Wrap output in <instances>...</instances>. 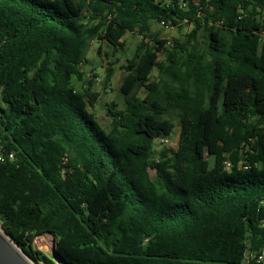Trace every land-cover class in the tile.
Returning <instances> with one entry per match:
<instances>
[{"label": "trees", "instance_id": "16d2710c", "mask_svg": "<svg viewBox=\"0 0 264 264\" xmlns=\"http://www.w3.org/2000/svg\"><path fill=\"white\" fill-rule=\"evenodd\" d=\"M154 24L190 29L171 42ZM128 33L141 40L105 129L87 52ZM0 141L16 154L2 227L37 264H260L264 0H0ZM52 233L55 258L34 245Z\"/></svg>", "mask_w": 264, "mask_h": 264}, {"label": "rangeland", "instance_id": "374dc122", "mask_svg": "<svg viewBox=\"0 0 264 264\" xmlns=\"http://www.w3.org/2000/svg\"><path fill=\"white\" fill-rule=\"evenodd\" d=\"M154 31L160 32V38H168L173 42L176 38H182L184 34L189 31L190 27L183 26L180 27H163L159 24L153 25ZM199 43L202 48H206V40L203 37L202 32L199 35ZM141 37L136 33H128L125 36V48L124 50L115 51L110 47L106 41L93 40L90 43L87 56L88 63L84 66V69L88 71L90 75L96 73V81L92 87V92L97 95V100L94 105H90V110L96 114L97 119L103 128L108 129L110 125V118L107 115V108L109 104L113 106V110L123 109L124 100L119 91L120 83L124 75V70L122 65L127 64V62L133 57L136 47L140 42ZM154 43V42H153ZM166 54L164 52L159 53V59H164ZM113 65L111 63L115 62ZM109 66H113L115 69L114 75L109 83L106 82V72ZM94 70V71H91ZM158 76L157 69L152 72V79ZM145 90H140L139 94L141 96L145 95ZM88 100V99H87ZM176 123V121H175ZM179 129L178 125L175 126L173 134L166 138H159L155 141V151L156 155H159L160 151L164 147L170 149H176L178 146L179 139ZM210 160H213L210 158ZM152 178H155L153 170H150ZM55 239L51 234H44L38 236L34 245L37 250L43 251L46 255L53 257L52 251ZM48 247V248H47Z\"/></svg>", "mask_w": 264, "mask_h": 264}, {"label": "water", "instance_id": "95a60500", "mask_svg": "<svg viewBox=\"0 0 264 264\" xmlns=\"http://www.w3.org/2000/svg\"><path fill=\"white\" fill-rule=\"evenodd\" d=\"M252 8V5L251 7ZM55 239L52 254L55 256L57 248V237ZM55 258V257H54ZM57 259V258H56ZM0 264H37L32 261L10 238L0 233Z\"/></svg>", "mask_w": 264, "mask_h": 264}, {"label": "built area", "instance_id": "2783aa9c", "mask_svg": "<svg viewBox=\"0 0 264 264\" xmlns=\"http://www.w3.org/2000/svg\"><path fill=\"white\" fill-rule=\"evenodd\" d=\"M171 43V42H169ZM16 161V154L14 151L9 150L1 141H0V163H8ZM0 233L4 234L7 238H10L5 230L2 227V221L0 220ZM11 240V238H10ZM247 260L255 259L260 264H264V250L259 253H254L252 256L247 255Z\"/></svg>", "mask_w": 264, "mask_h": 264}, {"label": "bare ground", "instance_id": "6f19581e", "mask_svg": "<svg viewBox=\"0 0 264 264\" xmlns=\"http://www.w3.org/2000/svg\"><path fill=\"white\" fill-rule=\"evenodd\" d=\"M48 248V247H47Z\"/></svg>", "mask_w": 264, "mask_h": 264}]
</instances>
